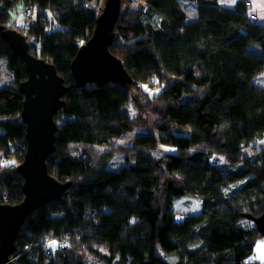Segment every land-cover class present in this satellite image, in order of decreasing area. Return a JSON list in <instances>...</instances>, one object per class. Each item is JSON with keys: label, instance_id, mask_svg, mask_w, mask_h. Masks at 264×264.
<instances>
[{"label": "trees", "instance_id": "trees-1", "mask_svg": "<svg viewBox=\"0 0 264 264\" xmlns=\"http://www.w3.org/2000/svg\"><path fill=\"white\" fill-rule=\"evenodd\" d=\"M7 1L0 3V25L21 31L30 52L72 86L55 116L56 150L47 161L54 178L72 185L28 216L15 241L16 263L256 264L247 259L261 235L243 225L241 214L263 212L264 148L251 157L242 151L264 137V89L255 83L264 72V26L244 18L246 0L233 8L184 0L196 5L193 20L183 0H145L146 11L118 21L110 47L133 83L84 88L74 86L71 63L95 28L97 11L85 6L90 0H25L37 25L23 28L9 23ZM49 13L58 28L49 30ZM0 58L13 73L0 88V155L21 163L27 143L19 85L26 64L1 37ZM132 89L153 97L154 134L138 135L134 147L111 146L144 111ZM160 144L176 150L163 166L153 158ZM102 145L111 147L99 152ZM117 154L126 165L109 169ZM217 156L227 165L215 163ZM19 165L0 163V204L24 198ZM182 196L201 205L179 222L174 203ZM45 236L60 242L57 249H46Z\"/></svg>", "mask_w": 264, "mask_h": 264}, {"label": "water", "instance_id": "water-1", "mask_svg": "<svg viewBox=\"0 0 264 264\" xmlns=\"http://www.w3.org/2000/svg\"><path fill=\"white\" fill-rule=\"evenodd\" d=\"M1 2V0H0ZM122 0H106L98 14L92 36L84 42L71 63L76 88L103 87L109 83L131 85L133 78L123 61L111 52ZM0 37L26 64L27 79L20 83L24 96L21 118L26 125V152L17 167L23 177V200L18 204H0V264H17L15 241L28 216L47 204L60 200L71 182H60L48 170L47 161L56 150L58 125L55 116L65 106L66 86L52 64L32 54L27 38L13 28L0 25ZM251 220L264 236V209Z\"/></svg>", "mask_w": 264, "mask_h": 264}, {"label": "rangeland", "instance_id": "rangeland-1", "mask_svg": "<svg viewBox=\"0 0 264 264\" xmlns=\"http://www.w3.org/2000/svg\"><path fill=\"white\" fill-rule=\"evenodd\" d=\"M5 1H7V0H5ZM105 1L106 0H90V1L85 3V6H86V8L95 9L97 11V15H98L101 12V10L103 9V7L105 5ZM1 2H3V0H1ZM7 2H9V4L12 3L11 7L7 9L8 13H9V23L10 24L14 23L17 28H23L24 26H27L29 23L28 18H26V16L22 14L23 12H25L27 2L25 0H9ZM143 2H145V0H122L119 20L121 18H123V16L128 12L136 13V12H139V10L141 11L140 6L143 4ZM181 2H182L184 9L188 13L189 20L195 19V17H197V13H195L196 5L192 4L191 2L184 1V0ZM251 2H252V0H251ZM257 2L261 5V7H262V3L264 4V0H258ZM219 4L222 7L230 8L233 5H235V0H219ZM249 11H252L251 8L249 9ZM48 17L50 18V22H49V20H48L49 23L47 22V24L49 25V30H52L53 28H58V25L53 21V15L51 13H49ZM51 22H52V24H51ZM255 23H256V21H255ZM52 25H53V27H52ZM257 25H259V24H257ZM19 32L22 33L21 31H19ZM33 50H34V47H33ZM2 60H5V59L3 58L0 60V88L12 83L11 77L9 75L13 74L8 68L5 69ZM255 83L264 89V72L260 73V75L256 78ZM152 88L150 89V88L145 87V90L146 91H153V92L158 91L156 87H152ZM132 92L137 97L138 103L144 109V111H142V113L140 114V116L136 120L135 129L127 135L112 138L111 146L134 147L135 141H136V138L138 135H143V134H148V133L154 134V132L152 131V126L154 123V117H153L154 105L152 103L154 101L153 97H148L147 95H144L143 92L136 91L133 89H132ZM146 107H149V108L146 109ZM111 146L102 145V146H97L96 148L99 152H104L107 149H109ZM262 148H264V137L252 141L251 144H249L247 148L243 149L242 152L244 153L245 156L251 157V156H254L256 154V152ZM158 150H159L158 152H155L153 154V158L161 166L164 165V159H165V156L167 155V153H174L176 151L174 147L164 145V144H160ZM1 156L2 155H0V157ZM4 159H5V161H4ZM4 159L2 161H0V163L3 164L6 162V165H13L14 164V166H17L20 164L19 161L17 159H15L14 157L9 158L7 160H6V158H4ZM216 159L217 160H214V162L217 163L218 165H220L221 167H224L227 165V161H226L224 156H217ZM125 165H126V162L124 160V157H122V155L117 154V155L112 157L111 161L108 164V168L112 169V170H119L120 168H122ZM166 183H168V182L166 181ZM200 205H201V201L198 198H194L191 196L177 197L175 199V203H174V210L177 213L176 220L179 221L182 218L184 220L185 215L187 213L198 212L200 210ZM179 222H181V221H179ZM243 225L246 227L255 226V224L251 220H248V219H245L243 221ZM67 239L70 240V238H68V237H67ZM53 242H55V243H53ZM58 244H60V242L56 238H54L52 236H45L44 245H45L47 250L57 249ZM62 244H63V246L68 245V244L64 245L63 242H62ZM159 253L164 255L163 252L161 251V249H159ZM252 256L254 257V259H256V261L254 260L253 262H257L256 264H264V236H261L258 238V240L255 244V247H254L253 254L247 259L248 262H250L249 259ZM166 259H168V261H170V262L175 260L174 257H169V258L166 257ZM253 262H251V263H253Z\"/></svg>", "mask_w": 264, "mask_h": 264}, {"label": "built area", "instance_id": "built-area-1", "mask_svg": "<svg viewBox=\"0 0 264 264\" xmlns=\"http://www.w3.org/2000/svg\"><path fill=\"white\" fill-rule=\"evenodd\" d=\"M245 5L249 9L252 6L251 0H246ZM140 8L142 11H146L147 4L145 2H143V4L140 6ZM22 14L25 15L26 18H28V22H29L28 25L29 26H36L37 25V20L34 18V6H33L32 2L27 3L25 12H23ZM244 18L248 22L253 23L257 20V15L247 12V14L244 15ZM2 160H3V158L0 157V161H2ZM67 242H68V239L66 238L65 241H63L64 245H67Z\"/></svg>", "mask_w": 264, "mask_h": 264}, {"label": "crops", "instance_id": "crops-1", "mask_svg": "<svg viewBox=\"0 0 264 264\" xmlns=\"http://www.w3.org/2000/svg\"><path fill=\"white\" fill-rule=\"evenodd\" d=\"M258 0H252V6L250 7L252 11H249V13H253V14H256L257 15V20H256V23L259 24V25H263L264 26V4L262 3V7L261 5L257 2ZM237 0H235V4H236ZM235 5H233L232 7L230 8H233ZM225 8V7H224ZM249 8V9H250ZM3 59V58H0V60ZM3 64H4V67L5 69L7 68L6 66V61L5 60H2ZM11 77V80L13 81V74H10L9 75ZM1 132V131H0ZM182 219H180L179 221H182ZM178 221V220H177ZM256 261V259H254V257L252 256L249 261L250 262H253V261Z\"/></svg>", "mask_w": 264, "mask_h": 264}, {"label": "snow or ice", "instance_id": "snow-or-ice-1", "mask_svg": "<svg viewBox=\"0 0 264 264\" xmlns=\"http://www.w3.org/2000/svg\"><path fill=\"white\" fill-rule=\"evenodd\" d=\"M53 243H55V242H53Z\"/></svg>", "mask_w": 264, "mask_h": 264}]
</instances>
